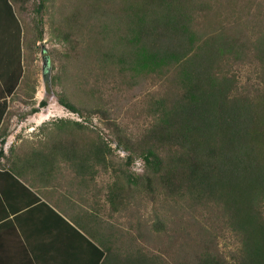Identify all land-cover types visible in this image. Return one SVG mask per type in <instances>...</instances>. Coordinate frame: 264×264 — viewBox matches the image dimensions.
I'll use <instances>...</instances> for the list:
<instances>
[{
  "label": "trees",
  "instance_id": "obj_1",
  "mask_svg": "<svg viewBox=\"0 0 264 264\" xmlns=\"http://www.w3.org/2000/svg\"><path fill=\"white\" fill-rule=\"evenodd\" d=\"M13 1L23 21L24 65L8 88L11 99L3 102L0 122L4 114L9 122L13 114L39 111L49 96L79 115L43 123L37 155L44 169L62 175L71 170L66 179L112 173L102 204L97 184L83 208L87 216L74 217L98 250L95 264H264V116L257 117L264 112V0H98L95 33L77 23L93 17L61 8L71 0ZM45 20L65 47L51 58L47 93L38 103ZM84 51L92 59L80 68ZM252 59L259 61V80L240 85L234 64ZM150 77H167L177 88L148 97L151 124L129 133L104 101L106 90L119 109L115 101L121 103L123 91ZM12 98L30 109L16 113ZM98 119L109 134L98 128ZM122 150L126 157L115 159ZM137 159L142 172L132 168ZM138 187L173 199L177 211H191L196 244L190 258L153 250L99 215L126 209ZM217 212L238 241L230 256L218 244ZM167 225L161 217L153 222L156 232Z\"/></svg>",
  "mask_w": 264,
  "mask_h": 264
},
{
  "label": "crops",
  "instance_id": "obj_2",
  "mask_svg": "<svg viewBox=\"0 0 264 264\" xmlns=\"http://www.w3.org/2000/svg\"><path fill=\"white\" fill-rule=\"evenodd\" d=\"M23 36L16 4L0 0V112L24 65ZM43 114H13L11 122L4 114L0 122V264H95L98 250L74 217L87 216L83 208L97 192L98 179H66L71 170L62 175L40 167L37 132L52 119ZM18 119L23 129H15Z\"/></svg>",
  "mask_w": 264,
  "mask_h": 264
},
{
  "label": "rangeland",
  "instance_id": "obj_3",
  "mask_svg": "<svg viewBox=\"0 0 264 264\" xmlns=\"http://www.w3.org/2000/svg\"><path fill=\"white\" fill-rule=\"evenodd\" d=\"M61 8L65 9L67 12L71 10L79 12L75 15L77 17H93L90 18L92 21L84 23L79 19V25L82 26L84 32L95 33L93 24L96 25L97 22V13H98V0H71L64 2L61 5ZM31 11L34 10V4L29 8ZM26 15V14H25ZM28 20L30 18L26 16ZM45 38L40 41L41 48L38 53V71L35 78L40 80L37 92L35 94L36 101L39 103L43 97L46 95V90L48 88V82H50L52 74V66L50 64V69H44V60L46 55L50 56V63L52 62V56L57 52L64 49L65 44L58 42L52 38V27L51 21L45 20ZM55 52V53H54ZM98 52L95 53V57ZM92 54L89 52H82L78 61L80 68H84L86 65L90 64ZM259 61L252 59L251 61H244L242 63H235L234 70L238 76L239 84L250 86L259 80L258 78V69H260ZM77 69H75L76 71ZM74 71V69H72ZM173 73L167 75V77L172 78ZM167 77L153 78L150 77L145 82L143 86L137 85L134 86L131 90L123 91L124 97L120 100L121 103L115 101L119 107L114 106L112 103V95H109L111 88H108L105 93L104 101L112 104L111 113H118L117 121L127 129V131L133 134H138L143 131V127L150 125L152 122L153 115L148 114L145 110L147 107V98L152 94H164L167 91H173L175 87L173 81L167 79ZM115 96V95H114ZM111 100V101H110ZM261 105V104H259ZM11 108L16 113H22L25 109H30V106L22 105V102L18 98H12ZM41 113L44 111L49 117L55 118L62 115H71L72 117L79 118L77 113L71 112L67 107L63 106L58 102L56 96H49V103L47 106L40 107L39 110ZM264 112H257V117H261ZM11 122V121H9ZM15 129H23L25 126H21L22 121L18 119ZM100 127L101 131L105 134H109V131L103 127L102 121L98 119V128ZM126 157V153L122 150L119 153L115 154V159H123ZM132 168L137 172H142L144 169V164L141 159H137ZM112 173L110 171H103L95 179H98V198L101 199V203L104 201V194L106 191V184L113 179ZM99 206V205H98ZM179 212V216H177ZM184 212V213H183ZM219 213V212H217ZM104 218L105 222L110 223L113 227L122 229L123 232H127V235H136L138 240L146 244L149 248L156 251L169 252L174 254L176 259L181 260L182 257H189L190 253H193V246L196 242L193 241L195 234V223H191L193 220V215L191 211L188 212L179 209H176V203L173 199H166L164 195L155 193L148 194L143 187H138L134 193L133 199H131V204L119 212L111 213L108 210H102L99 214ZM161 217L162 219L167 220L168 225L163 232H156L153 227V222ZM207 220V219H206ZM140 222V224L138 223ZM213 225L218 233L219 237V247L230 256V250L237 247L238 241L236 236L228 228L225 220L219 216L213 220ZM146 231L148 233L147 239L139 236V232ZM143 233V232H141ZM146 235V233H144ZM193 251V252H191ZM166 256L170 257L168 253H165Z\"/></svg>",
  "mask_w": 264,
  "mask_h": 264
},
{
  "label": "water",
  "instance_id": "obj_4",
  "mask_svg": "<svg viewBox=\"0 0 264 264\" xmlns=\"http://www.w3.org/2000/svg\"><path fill=\"white\" fill-rule=\"evenodd\" d=\"M50 56H48V55H46V57H45V60H44V69H50Z\"/></svg>",
  "mask_w": 264,
  "mask_h": 264
}]
</instances>
